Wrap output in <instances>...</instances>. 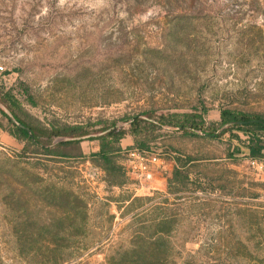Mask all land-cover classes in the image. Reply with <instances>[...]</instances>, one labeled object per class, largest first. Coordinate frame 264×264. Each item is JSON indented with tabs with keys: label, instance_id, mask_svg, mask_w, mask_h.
I'll return each instance as SVG.
<instances>
[{
	"label": "rangeland",
	"instance_id": "rangeland-1",
	"mask_svg": "<svg viewBox=\"0 0 264 264\" xmlns=\"http://www.w3.org/2000/svg\"><path fill=\"white\" fill-rule=\"evenodd\" d=\"M0 64L27 123L128 131L108 163L99 141L63 158L0 113V264H264V158L230 157L264 131L177 126L264 118V0H0ZM147 112L173 124L129 123Z\"/></svg>",
	"mask_w": 264,
	"mask_h": 264
},
{
	"label": "trees",
	"instance_id": "trees-1",
	"mask_svg": "<svg viewBox=\"0 0 264 264\" xmlns=\"http://www.w3.org/2000/svg\"><path fill=\"white\" fill-rule=\"evenodd\" d=\"M0 103L6 106L13 113L14 117L31 131V134H28L26 130L20 129L17 126H15L12 122L8 120L7 116L0 110V113L8 120V124L10 126V133L17 138L26 141V143H33L43 148V150L49 155H55L63 158L73 157V155L71 154L58 152L56 151V149L60 146L78 145L83 141H99V150L95 152L93 155L95 157L102 159L104 162L108 163L110 156L121 150L119 146L120 140L128 135L127 130L120 128V129H113L107 132L105 135L97 138H90L82 141L52 144V140L57 137H75V136L87 135L89 133L87 131L82 130L80 127H69L62 130H58V129L48 130L46 128L36 127L27 123L18 114L19 103L17 99L8 91L3 92L0 90ZM143 115L147 116L149 119H154V115L151 112L144 113ZM193 117H194L193 114H185V119H186L185 121L182 122L177 121V126L179 125L180 131L190 135H197V131H199L204 136L211 137L214 139L220 138L221 136L225 135L228 132L231 133L232 135L234 131L242 132L246 135H250L253 129L264 131V118H261L259 116L244 114V113H235L233 111L225 110V109L220 111V122L217 125L212 124L210 126H204V124L195 122ZM170 121H172L170 115L169 116L160 115L155 120V122H150L148 120L137 118L132 122V124L136 126H140L141 124H144L145 126L147 125L157 128V126H162L164 124H173ZM231 122H244V123L242 125L235 124L223 131H219V128ZM113 126H115V123L111 124L108 127L101 128L99 131L100 132L105 131L109 128H112ZM136 126L134 128H136ZM134 132H137V130L135 129ZM233 137H235V139L238 140L240 139L236 135ZM248 137H249V141L246 144H243V147L235 146L230 157H233V155H239L241 153V148H244L246 150L247 156L251 158H264V142L258 140V138L255 137H251V136ZM143 147H144V143L138 142L136 143V146H132L130 149L136 148L140 151H145ZM26 150L27 147L25 146L22 149L21 153L26 152Z\"/></svg>",
	"mask_w": 264,
	"mask_h": 264
},
{
	"label": "water",
	"instance_id": "water-1",
	"mask_svg": "<svg viewBox=\"0 0 264 264\" xmlns=\"http://www.w3.org/2000/svg\"><path fill=\"white\" fill-rule=\"evenodd\" d=\"M0 109L1 111L7 116L8 120L10 122H12L15 126H17L20 129L26 130L28 132V134H31V131L22 123H20L13 115V113L3 104L0 103ZM140 118V119H145L148 120L150 122H155L154 120L148 119L143 115H140L139 117H134L132 118L129 123H132L135 119ZM254 122V121H251ZM244 122H231V123H227L224 126H222L219 131H223L225 129H227L228 127L235 125V124H243ZM113 129H120V127H118L117 125L113 126L112 128H109L105 131H102L100 133H93V134H87V135H83V136H75V137H57L55 142H52V144H57V143H65V142H73V141H82V140H87L90 138H97V137H101L103 135H105L107 132L113 130Z\"/></svg>",
	"mask_w": 264,
	"mask_h": 264
},
{
	"label": "built area",
	"instance_id": "built-area-1",
	"mask_svg": "<svg viewBox=\"0 0 264 264\" xmlns=\"http://www.w3.org/2000/svg\"><path fill=\"white\" fill-rule=\"evenodd\" d=\"M4 73H5V69H4L3 65L0 64V76L3 75L2 76L3 79L5 78ZM129 153L131 156H137L138 155L136 167L139 170V174L141 176L148 178L151 175L150 165L155 164L156 161L158 160V158L154 154L147 153L146 151H140L136 148H132ZM252 163H254V161ZM259 165L262 168H264V164L262 162H260Z\"/></svg>",
	"mask_w": 264,
	"mask_h": 264
},
{
	"label": "crops",
	"instance_id": "crops-1",
	"mask_svg": "<svg viewBox=\"0 0 264 264\" xmlns=\"http://www.w3.org/2000/svg\"><path fill=\"white\" fill-rule=\"evenodd\" d=\"M127 137H125V138H123V139H121V140H124V139H126ZM128 142H127V144H129V145H132L133 144V142L131 143V141H132V139L131 140H127Z\"/></svg>",
	"mask_w": 264,
	"mask_h": 264
}]
</instances>
